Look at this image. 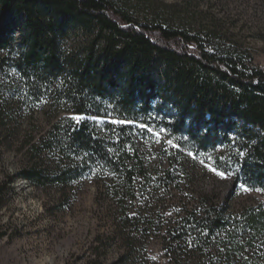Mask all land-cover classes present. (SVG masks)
Segmentation results:
<instances>
[{
  "label": "trees",
  "instance_id": "trees-1",
  "mask_svg": "<svg viewBox=\"0 0 264 264\" xmlns=\"http://www.w3.org/2000/svg\"><path fill=\"white\" fill-rule=\"evenodd\" d=\"M139 16L127 0H0V117L7 99L17 112L53 114L29 147L46 164L33 162L18 177L64 187L93 176L121 201L151 182L167 190L176 179L172 157L153 177L129 153L133 137L152 130L170 141L174 159L227 148V157L214 156L216 167L235 187L264 193V69L216 43L213 28ZM201 204L165 228L167 244L195 246L200 264H264L245 249L263 235L264 209L238 218L209 198ZM121 220L134 236L152 226L140 214Z\"/></svg>",
  "mask_w": 264,
  "mask_h": 264
},
{
  "label": "rangeland",
  "instance_id": "rangeland-1",
  "mask_svg": "<svg viewBox=\"0 0 264 264\" xmlns=\"http://www.w3.org/2000/svg\"><path fill=\"white\" fill-rule=\"evenodd\" d=\"M127 1L136 3L141 18L156 15L175 26L213 28L216 43L235 47L253 66L264 69V0ZM4 105L7 114L0 117V264H200L204 257L195 246L167 244L164 231L168 225L187 212L198 213L204 197L231 217L264 209V193L235 187L230 175L216 167L214 156L223 158L227 148L205 158L181 151L174 159L166 152L170 141L152 130V136L133 137L129 153L135 152L145 173L153 177L158 169H169L172 157L176 179L167 190L151 182L121 201L113 187L104 189L93 176L64 187L31 186L17 174L40 161L31 156L29 147L53 121V114L45 108L17 112L11 99ZM39 163L44 165L46 160ZM123 213L150 217L152 226L144 235L134 236L121 220ZM252 243V247L245 246L246 254L264 263V232ZM207 247L212 255L219 250L214 243Z\"/></svg>",
  "mask_w": 264,
  "mask_h": 264
},
{
  "label": "snow or ice",
  "instance_id": "snow-or-ice-1",
  "mask_svg": "<svg viewBox=\"0 0 264 264\" xmlns=\"http://www.w3.org/2000/svg\"><path fill=\"white\" fill-rule=\"evenodd\" d=\"M75 120H77L79 122V120L81 119V117L79 116H76L74 117ZM241 155H243V153H241ZM213 172H215L217 175H219L220 177H224L225 176V173L223 172H217L215 168L211 169Z\"/></svg>",
  "mask_w": 264,
  "mask_h": 264
}]
</instances>
